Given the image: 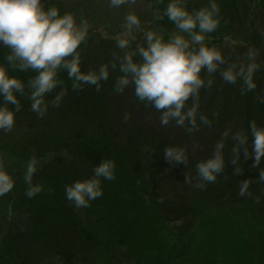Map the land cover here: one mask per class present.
I'll use <instances>...</instances> for the list:
<instances>
[{"label":"rangeland","instance_id":"1","mask_svg":"<svg viewBox=\"0 0 264 264\" xmlns=\"http://www.w3.org/2000/svg\"><path fill=\"white\" fill-rule=\"evenodd\" d=\"M249 2L250 0L247 1L248 4H250ZM43 3L45 8L58 7L61 14L65 12L74 13L78 21L80 18L88 20L90 24L88 37L78 49L82 57V71H99L101 65L109 64L110 76L100 82L103 86L99 90L94 84H84L85 93L91 101L98 104V107H93L90 112L93 115L89 123L90 126L93 125L94 127L99 123L106 124V136L112 142V138H114L112 135L114 127L112 125L115 126L116 131H121L120 128L125 126V131H121L122 134L118 137L121 140L126 133H130L127 125H129V128L135 127L138 130L137 132L140 133V138H142L140 144L143 142L145 146L151 145L150 141L145 139L150 134L160 135L165 141V148L168 146L186 147L189 160L194 167L197 166L199 161L211 157L217 143L224 140L225 148L223 151L225 157L229 158L228 156H230L232 161L236 153H231V148L238 144L234 135L239 131H246L244 127L248 124L247 114L241 111L245 107L244 96H239L244 88L242 86L244 80L241 78L236 83L228 82L223 78L222 70L233 63H241L243 56L238 57L235 55L237 51L224 50L225 48L221 46L227 45L228 48L233 46L238 50L244 42L254 39H260L264 46L263 14H258V18L253 19L256 21L254 24L248 22L245 17H240L236 22L222 19L220 27L215 32L207 34L206 43L209 46L220 45L216 47L222 49L227 58V63L221 65V69L215 73L208 74L206 71L202 73L206 79H213L214 83L211 87L205 86L200 90L197 112L198 127L193 131H189L188 129L192 127L189 122H186L185 125H179L173 119L166 125L162 124L161 110L155 108L151 102L141 100L135 94L134 84L129 85L123 92L116 91L117 79L123 74L119 69L117 57L123 55L125 51L118 47L117 40L126 31V17L130 12H135L142 21V28L135 30L137 39L132 42L131 48L133 49L140 42L146 44L145 31L149 29L163 33L166 39L170 33L180 31L175 23L164 15V11L155 0H127L125 4L119 7H113L111 0H43ZM255 4H258L256 0ZM157 12L163 15V19H157ZM215 34L218 36L214 37ZM0 46V63L8 66L11 75L23 73V76L30 80L37 74L35 69L21 70L18 67H12L6 59L11 49L2 43H0ZM262 57H254L260 67L254 73L257 86L249 91L253 95L257 94L263 97L264 62H261ZM114 59L117 65L115 68L111 67ZM58 79L62 83L56 87L55 90H58L56 94L60 90H64L66 95H64V98L67 103V99L71 100L69 98L71 93L67 89L73 86L67 69L61 68L58 70ZM3 103L5 101L0 97V104ZM194 103L196 101L190 98L186 102L185 110L192 107ZM253 105L255 110V107L257 108L259 104L253 103ZM9 106L12 107V105ZM65 112L66 110L62 115L54 116L52 114L50 116L51 124L46 131L50 138L52 152L46 157V160H49L48 157L52 158L59 155L60 152H64L62 146L65 141L71 138L75 127L74 121L80 118L79 116L76 119L77 114L73 112H69L67 115H65ZM46 115H50L49 111L44 116ZM201 115H206L212 123L210 125L204 123L200 119ZM252 118H249V124L253 120ZM229 129L231 131L225 137L224 132ZM247 129L249 142L253 146L250 125ZM242 147L240 145V148ZM72 158L73 156L70 153L66 155L67 160L70 161ZM115 158L118 172L115 170V182L112 183L113 192L128 194V188H139L150 193L157 189L158 183H155L153 179H150L149 182L146 181L145 178L137 175L132 169L127 168L130 175H126L125 167L127 166H125V161L119 162ZM0 161L3 162V165L15 180L13 189L4 195H0V258H2L17 233L23 232V227L20 226L23 223L21 217H24L23 195L21 192L29 185L25 180L27 163L15 161L8 154L2 152H0ZM74 163L76 166H82L78 161H74ZM45 164L43 165L40 162L39 169L34 175L37 184L42 185L45 188L44 190H46V184L42 183L41 173L54 172L56 174L55 171L58 170L54 165L45 167ZM192 172L197 173L199 177L197 167ZM59 173L61 174V172ZM117 174L122 175L121 181L119 178L117 179ZM127 174L129 173L127 172ZM199 181L200 177L197 184ZM210 182L205 181L204 183L205 185H211ZM173 184V182H166L161 185V192L165 199H176L177 193L172 187ZM139 186H144V188ZM259 186L261 193H264V180L260 181ZM192 191L191 189L186 193L188 199H192L195 195L192 194ZM198 200L201 202L200 199ZM198 200L194 198L190 202L198 203ZM201 204L202 208L198 209L199 215L194 220L193 227L195 228L191 231H189L190 226L187 230L183 223H179L178 227V225L171 224L158 216L153 204H149L153 205V208L150 207V209L143 211L145 219H141L140 223L132 225L130 221L124 220L121 222V226L110 223L105 224V227L98 226L96 230L100 234V238L110 243L112 250L119 254H123L124 251L127 254L126 246L138 249L139 256L137 259L130 262H118L121 264H245L249 258V245L247 244L251 243L261 228L264 227V201L254 202L248 199L242 201L221 200L220 203L216 201L205 203L202 201ZM24 244H27V247L34 250L37 255H40L43 251L45 252L42 245L31 244L29 241ZM54 263L59 264L57 261ZM101 264H110V262L104 259ZM113 264L116 263L113 262Z\"/></svg>","mask_w":264,"mask_h":264},{"label":"trees","instance_id":"2","mask_svg":"<svg viewBox=\"0 0 264 264\" xmlns=\"http://www.w3.org/2000/svg\"><path fill=\"white\" fill-rule=\"evenodd\" d=\"M247 1L218 0L223 19L236 22L240 17H245L248 22L256 23L253 19L258 18V14L264 15V0H256L258 4H255V0H250V4ZM155 2L165 12L169 0H155ZM208 3L209 0H187V7L193 11ZM261 4L262 6H260ZM213 36L217 37L218 35ZM221 44L223 45V43ZM215 46L219 47L220 45L215 44ZM221 47H224V50L237 51L235 55L243 56L242 64L250 62L248 56L250 49L256 50V56L264 57V46L260 39L248 40L238 50L233 46L228 48L227 45H223ZM263 57L260 58L262 63L264 62ZM19 71L21 72V70ZM15 76L21 78L26 85L25 91L18 93L23 106L17 112L16 124L13 129L11 131L0 129V152L8 154L15 161L27 164L35 155L38 157L39 163L42 162L43 165L46 163L45 167L54 165L58 170L55 171L56 174L54 172L41 173V180L43 184H46V190L43 187L41 192L32 197L26 195L29 186L22 190L24 217H21L23 223L20 226L23 227V232L19 231L20 233H17L13 238V242L0 258V264H55V261L59 264H101L104 259L110 264L113 262L121 264L118 263L120 261L130 262L138 258V249L126 246L127 254L125 251L123 254L115 252L110 243L100 238V234L96 230L98 226L105 227V224L110 223L121 226V222L124 220L130 221L132 225L140 223L141 219H145L143 211L150 207L153 208L154 205L158 216L171 224L178 225V227L179 223H183L187 230L190 226L189 231H191L195 228L193 227L194 220L199 215L198 209L202 208V201L205 203L246 199L254 202L264 201L262 198L264 193H261L259 186L261 180L258 178L260 169H264V161L260 166L254 167V157L246 159L243 149L247 147L249 152L252 151V144L249 140L247 145H242L238 165L231 163L230 156L226 157L227 166L224 172L220 173L215 181H211V185L197 187L199 177L197 173L192 172L196 167L191 162L189 164H174L169 161L165 153H161L165 150V141L160 135L150 134L145 139H148L151 145L146 144L147 146H145L143 142L140 144L142 138L135 127L129 128L127 125L130 133H126L121 140L118 137L121 136V131H125V126L120 128L121 131H116L115 126L112 125L114 127L112 131L114 138L111 136L112 142L106 136V124L99 123L94 127L90 126L89 123L93 117L90 112L93 107H98V104L91 101L85 93L84 85L75 89L73 86L68 88L71 100L67 99L66 103L63 97L58 106L51 103L58 90L56 91L55 88L47 93L50 115L40 116L31 108L29 79L25 78L23 73ZM70 81L73 85L74 77H70ZM242 86L246 88L245 83ZM241 95L244 96L245 103V107L241 111L247 114L246 118L248 119L244 130H248L250 117H253L252 119L256 120L258 125H264V95L263 97L262 95H253L250 91H242L239 96ZM253 103L259 104L255 110ZM12 107L15 108V105ZM99 107L102 108L101 105ZM64 110H66L65 115L73 112L77 114L76 119L79 116L80 118L77 119L78 123L75 119L71 138L65 141L62 146L64 152H60L59 155L52 158L48 157L49 160H46V157L52 152L50 138L46 131L51 124L50 116L52 114L54 116L62 115ZM126 122L128 123V121ZM231 149V153H233L234 148ZM130 151L133 152L130 153ZM69 153L73 156L70 161L66 159V155ZM114 158L119 162L125 161L126 175H130L129 170L132 169L148 182L153 179L155 183L159 184L157 189L149 193L139 188H128V194L117 193L112 191V183L115 182V179L102 178L104 194L92 200L90 206L77 207L73 201L67 198L66 185L78 179L83 180L91 177L94 174L95 166L103 159ZM74 161L80 162L82 166H76ZM236 167L242 169L238 174L235 171ZM115 170L118 172V167ZM187 175L192 177L191 181H186ZM118 178L121 181L122 175L117 174ZM249 178L250 184L247 192L241 195L242 181ZM166 182L174 183L172 187L177 193L176 199L163 197L161 185ZM33 183H37L35 178ZM139 187L144 188V186ZM191 189L193 190L192 194L195 195L192 199H188L186 193ZM194 198L200 199L201 202L199 200L198 203L190 202ZM28 241L31 244L42 245L45 252L37 255L34 250L27 247V244H24ZM247 245H249V258L245 264H264V227Z\"/></svg>","mask_w":264,"mask_h":264},{"label":"clouds","instance_id":"3","mask_svg":"<svg viewBox=\"0 0 264 264\" xmlns=\"http://www.w3.org/2000/svg\"><path fill=\"white\" fill-rule=\"evenodd\" d=\"M126 2L127 0H111L113 7ZM221 11L218 0H209L206 6L194 11L188 9L187 0H169L164 14L180 31L170 33L166 39L163 33L149 29L145 31L146 44L140 42L134 49L131 45L137 39L135 30L142 28V21L135 12H130L126 17V31L117 40L118 47L125 51L117 57L123 74L117 79L116 91L123 92L134 84L135 94L141 100L151 102L161 110L162 124L166 125L175 119L179 125L189 122L192 127L188 130H195L198 127L200 90L205 86L211 87L214 83L213 79H206L202 73H215L221 69V65L227 63L222 49L206 43L207 34L215 32L221 25ZM157 19H163L159 12ZM89 28L86 18L78 21L72 12L61 14L56 6L45 8L43 0H0V43L11 49L6 59L12 67L37 70V74L29 80L28 87L31 90V108L40 116L48 111L47 93L62 83L58 79L59 69H67L69 76L74 77V88L94 84L99 90L103 86L100 82L109 78L110 67L107 63L101 65L99 71L85 72L81 69L82 57L78 49L87 39ZM256 55V50L250 49V62L233 63L224 68L223 78L231 83L243 78L246 84L243 91L254 89L257 86L254 73L260 67L254 59ZM116 66L114 59L111 67ZM25 87L21 78L11 75L8 66L0 63V97L5 101L0 104V129L11 131L15 126L17 112L23 106L18 93H23ZM64 95L65 91H60L51 103L58 106ZM190 98L196 103L185 110ZM9 105H15V108ZM200 119L206 124L212 123L206 115H201ZM250 128L253 137L252 151L249 152L247 147L243 150L246 159L254 157L253 166L256 167L264 161V125H258L256 120H252ZM230 131L226 130L224 136L227 137ZM234 138L238 144L233 149L236 156L231 163L238 165L240 145H247L249 136L246 131H239ZM224 148L225 141L220 140L214 154L197 163L200 177L197 187H205V181H215L224 172L227 164ZM164 153L174 164L190 163L186 147L168 146ZM39 166V159L34 155L28 161L25 173V180L29 185L26 195L29 197L43 190L42 185L33 183ZM115 169L114 159H103L95 166L91 177L66 185L67 198L77 207L90 206L92 200L104 194L102 178L115 179ZM235 171L238 174L242 169L236 167ZM258 178L264 180V169H260ZM191 179V176H186V181ZM249 184L250 178L242 181L241 195L247 192ZM14 185L13 176L0 161V195L9 192Z\"/></svg>","mask_w":264,"mask_h":264}]
</instances>
